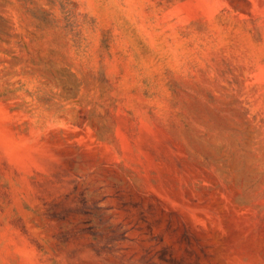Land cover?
<instances>
[{
	"label": "rangeland",
	"instance_id": "obj_1",
	"mask_svg": "<svg viewBox=\"0 0 264 264\" xmlns=\"http://www.w3.org/2000/svg\"><path fill=\"white\" fill-rule=\"evenodd\" d=\"M0 264H264V0H0Z\"/></svg>",
	"mask_w": 264,
	"mask_h": 264
}]
</instances>
